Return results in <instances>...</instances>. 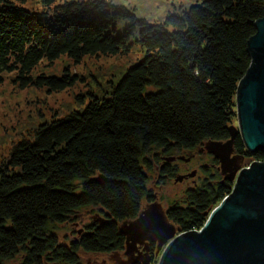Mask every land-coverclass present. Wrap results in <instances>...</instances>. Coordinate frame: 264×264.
<instances>
[{
  "label": "trees",
  "instance_id": "obj_1",
  "mask_svg": "<svg viewBox=\"0 0 264 264\" xmlns=\"http://www.w3.org/2000/svg\"><path fill=\"white\" fill-rule=\"evenodd\" d=\"M18 1L27 0H0V84L4 72L16 71L21 88L60 91L79 76L68 68L34 75L43 58L53 63L66 54L79 62L128 53L136 42L145 50L109 93L91 94L83 110L40 124L0 162V264H83L82 252L124 249L120 222L154 199L148 170L157 153L230 138L238 84L252 63L247 42L264 0H201L159 23L110 0H42L51 11L45 18ZM121 19L128 24L115 35ZM235 141L244 161L264 160L241 134ZM233 185L206 181L188 189L184 201L168 207L169 220L181 232L201 229ZM89 206L101 208L96 221L69 244L61 241L55 225ZM148 257L158 264L154 245Z\"/></svg>",
  "mask_w": 264,
  "mask_h": 264
},
{
  "label": "water",
  "instance_id": "obj_2",
  "mask_svg": "<svg viewBox=\"0 0 264 264\" xmlns=\"http://www.w3.org/2000/svg\"><path fill=\"white\" fill-rule=\"evenodd\" d=\"M255 29L247 42L252 63L236 93L237 125L229 127V139L207 145L220 160L226 179L234 182L230 194L206 212L201 229L179 234L162 205L150 203L120 226L129 256L121 264H149L153 242L158 264H264V160L242 167L239 156L231 157L239 134L248 151L264 152V16L255 22Z\"/></svg>",
  "mask_w": 264,
  "mask_h": 264
},
{
  "label": "rangeland",
  "instance_id": "obj_3",
  "mask_svg": "<svg viewBox=\"0 0 264 264\" xmlns=\"http://www.w3.org/2000/svg\"><path fill=\"white\" fill-rule=\"evenodd\" d=\"M65 0H54L51 5H58ZM114 4L125 5L130 8L139 18H145L151 23H159L164 20L169 12H179L182 8L201 2V0H110ZM17 4L28 9L35 16H50L51 11L44 5L42 0L18 1ZM38 13V14H37ZM128 24L127 19H121L117 23L115 35L124 33ZM145 50L140 43L136 42L133 49L128 53L115 55H85L83 59L76 62L66 54L61 55L53 63L43 58L33 69L34 75L45 73L47 75H62L66 68L70 73L77 74L78 80L72 86L60 91H48L46 87L28 86L21 88L14 82L16 71L4 72V80L0 84V162L7 159L13 146L22 139L32 137L34 130L42 123L51 121L54 118H61L73 110H83L86 103L92 98L91 94L102 97L112 90V85L123 76L127 69L140 60ZM83 95L85 102L78 99ZM237 125V116L233 118ZM198 155L192 162L188 163L189 168L211 163L209 156ZM163 154L154 157V169L148 170L150 177L149 187L153 192L154 199H144L142 208L152 202H158L167 211L173 202L184 201L186 189L193 184L194 173L188 176L181 174L182 169L169 178L161 177L159 168ZM254 160L243 161L242 167H250ZM162 165V163H161ZM183 166V164H182ZM217 166L210 164L208 171L214 173ZM192 171V170H191ZM208 174V176H209ZM205 177L198 171L195 177ZM181 177V179H178ZM181 203V202H180ZM215 208V207H214ZM213 208V209H214ZM101 214V208L97 206L84 207L77 211L69 221L56 224L55 231L61 241L69 244L70 241L88 223ZM129 221V220H125ZM124 221L120 222V226ZM177 225V224H176ZM181 233V229L177 234ZM127 247L119 251L107 253H81L83 264H121L129 259ZM17 259L12 264H17Z\"/></svg>",
  "mask_w": 264,
  "mask_h": 264
},
{
  "label": "flooded vegetation",
  "instance_id": "obj_4",
  "mask_svg": "<svg viewBox=\"0 0 264 264\" xmlns=\"http://www.w3.org/2000/svg\"><path fill=\"white\" fill-rule=\"evenodd\" d=\"M212 140H215V139L205 140V141L199 143L198 145H196L192 148H175L170 153L161 152V154H163V159L160 160V164H159V168L161 169V177H164L166 179L169 177H172L177 172V170H179V173H180V170L182 169V167H184L185 169L183 172H181V174L185 175V177H187L188 173H190V172L194 173V176L192 179L193 184L190 185L186 189V191L188 189H191V188H197L198 186L205 184L206 181L213 182V183L227 181L228 179H226V175L222 171L220 160L217 157H215V155L212 154L207 148V145ZM226 140L227 139L218 140V141H226ZM202 154H204L203 156H206V157L209 156L212 160L211 163L209 161H207V163H205L204 165L200 164L199 166L189 168L188 163L192 162L198 155L201 156ZM233 156H236V157L239 156V163L241 165L243 164V161L245 160V155L237 150L236 141L234 143V152L231 154V157H233ZM161 163H162V165H161ZM182 164H183V166H182ZM210 164H212L213 166L216 165L217 171L209 174L210 171H208L209 170L208 166ZM198 171L202 172V175H205V177L203 179L200 176L195 177L196 175H198ZM208 174H209V176H208ZM176 202H178V201H176ZM171 222H173V221H171ZM153 245H154L155 251H156V248H157L156 243H154V242L150 243L149 246L153 247ZM141 249H143L144 252L146 251L144 245L141 246Z\"/></svg>",
  "mask_w": 264,
  "mask_h": 264
}]
</instances>
